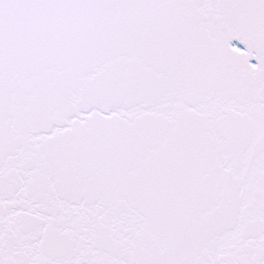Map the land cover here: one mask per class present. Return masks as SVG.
I'll return each mask as SVG.
<instances>
[{"label":"snow or ice","instance_id":"6c2138e0","mask_svg":"<svg viewBox=\"0 0 264 264\" xmlns=\"http://www.w3.org/2000/svg\"><path fill=\"white\" fill-rule=\"evenodd\" d=\"M0 264H264V0H0Z\"/></svg>","mask_w":264,"mask_h":264}]
</instances>
